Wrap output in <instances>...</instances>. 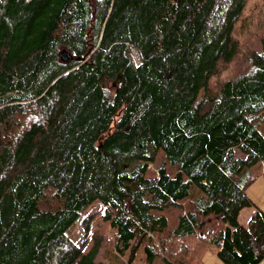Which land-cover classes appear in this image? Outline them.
Returning <instances> with one entry per match:
<instances>
[{
  "label": "trees",
  "instance_id": "trees-1",
  "mask_svg": "<svg viewBox=\"0 0 264 264\" xmlns=\"http://www.w3.org/2000/svg\"><path fill=\"white\" fill-rule=\"evenodd\" d=\"M263 112L264 0H0V264H261Z\"/></svg>",
  "mask_w": 264,
  "mask_h": 264
},
{
  "label": "rangeland",
  "instance_id": "rangeland-1",
  "mask_svg": "<svg viewBox=\"0 0 264 264\" xmlns=\"http://www.w3.org/2000/svg\"><path fill=\"white\" fill-rule=\"evenodd\" d=\"M259 2V1H258ZM261 119V122L258 124V129L261 133L264 134V112L256 116ZM163 157L159 153L153 163H151L148 168L147 173L148 177L155 176L156 169L159 165L163 163ZM167 166V163H166ZM247 195L255 202V204L264 211V179L263 177H258L257 180L248 188ZM174 210H171L167 213L169 216V225L168 228L172 227V222L175 220L172 219V214ZM253 208L243 209L239 216L238 221L241 226H246L248 218L251 216ZM166 215V214H165ZM178 215V214H177ZM68 230V236L74 241L75 244L83 245L85 250L92 247V233L100 232L103 235V241L99 247L97 256L95 260L99 264H144V249L143 245H140L133 255L131 251L127 250L124 254H117L114 249L115 243V230L111 228L108 222L104 221L102 218V205L100 202H94L84 213V216ZM85 219H89L87 227H85L82 222ZM164 242V240H160ZM209 254V253H207ZM159 264V263H157ZM221 264V263H220ZM261 264H264V259Z\"/></svg>",
  "mask_w": 264,
  "mask_h": 264
},
{
  "label": "water",
  "instance_id": "water-1",
  "mask_svg": "<svg viewBox=\"0 0 264 264\" xmlns=\"http://www.w3.org/2000/svg\"><path fill=\"white\" fill-rule=\"evenodd\" d=\"M58 57L62 62L69 63L73 57L72 55L66 50V49H61L58 53ZM75 61H78V58L74 59Z\"/></svg>",
  "mask_w": 264,
  "mask_h": 264
},
{
  "label": "crops",
  "instance_id": "crops-1",
  "mask_svg": "<svg viewBox=\"0 0 264 264\" xmlns=\"http://www.w3.org/2000/svg\"><path fill=\"white\" fill-rule=\"evenodd\" d=\"M247 193V192H246ZM249 197V196H248ZM250 198V197H249ZM251 199V198H250ZM252 200V199H251ZM253 201V200H252ZM254 202V201H253ZM255 203V202H254ZM256 205V204H255ZM257 206V205H256ZM258 207V206H257ZM259 208V207H258ZM260 209V208H259ZM262 210V209H261ZM263 211V210H262ZM204 259V264H220L221 262L214 256L213 254L209 253L206 254ZM222 264V263H221Z\"/></svg>",
  "mask_w": 264,
  "mask_h": 264
}]
</instances>
